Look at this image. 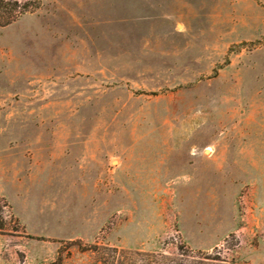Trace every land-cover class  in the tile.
Masks as SVG:
<instances>
[{
	"label": "rangeland",
	"instance_id": "374dc122",
	"mask_svg": "<svg viewBox=\"0 0 264 264\" xmlns=\"http://www.w3.org/2000/svg\"><path fill=\"white\" fill-rule=\"evenodd\" d=\"M41 2L0 26V160L45 220L1 173L0 264H264V0Z\"/></svg>",
	"mask_w": 264,
	"mask_h": 264
},
{
	"label": "crops",
	"instance_id": "0c3cea01",
	"mask_svg": "<svg viewBox=\"0 0 264 264\" xmlns=\"http://www.w3.org/2000/svg\"><path fill=\"white\" fill-rule=\"evenodd\" d=\"M1 173L4 174V175H7L8 177L13 176L12 178L14 179V183L16 185L19 184L21 189H22V187L25 188V186L28 188L26 190V194H25L26 197H21L22 205H21L20 208H19V206L17 204V199L14 196H12V197L8 196V198H7L5 196V192L4 191L0 192V196L1 195L5 196L9 200V202L11 203V205L13 207V210H14L15 214L19 217V219L21 220V217L19 216L21 211H28L32 215V217H35L37 219L45 220L43 218L42 213H41V203L34 204L29 199V196H30V194L33 191V189H32L33 188L32 180L33 179H37V180L39 179L40 180L41 179L40 175L39 174H35L34 177L31 178V175L23 173L20 169H17L14 166L1 164V160H0V175H1ZM29 178H30V180H29ZM22 190H20V193L22 192ZM19 195H21V194H19ZM45 230H46V227L44 229V232H40V233L37 232V230H33V232L32 231H28V230L27 231L31 232L34 235H49L48 232H45ZM1 236H3V235L0 233V246L3 244V240H2ZM0 249H1V247H0Z\"/></svg>",
	"mask_w": 264,
	"mask_h": 264
},
{
	"label": "trees",
	"instance_id": "16d2710c",
	"mask_svg": "<svg viewBox=\"0 0 264 264\" xmlns=\"http://www.w3.org/2000/svg\"><path fill=\"white\" fill-rule=\"evenodd\" d=\"M41 4V0H0V26L9 25L20 16L37 11ZM4 225L0 216V232H3Z\"/></svg>",
	"mask_w": 264,
	"mask_h": 264
}]
</instances>
